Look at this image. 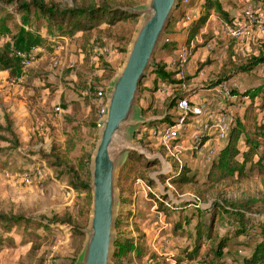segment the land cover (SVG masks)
<instances>
[{
	"label": "rangeland",
	"instance_id": "obj_1",
	"mask_svg": "<svg viewBox=\"0 0 264 264\" xmlns=\"http://www.w3.org/2000/svg\"><path fill=\"white\" fill-rule=\"evenodd\" d=\"M146 1L46 0L66 9L93 2L120 10L137 9ZM242 1L245 4L253 2ZM196 2L197 0H191L194 5ZM234 5L238 10L245 7L242 2ZM11 12L12 9L6 8L0 14V50L11 55L16 50H23L29 55H36L37 60L29 68L16 66L15 75L0 70V123L5 125V118L10 116L13 131L17 133L19 141L18 148L9 152L10 144L0 138V213L21 215L31 220V223L5 231L0 229V264H75L86 238L82 230L88 226L93 199L91 189L77 192L72 188L68 168H75L82 179H86V171L90 172V166L86 162V168L82 171L80 162L94 153L100 131L99 122L105 106V102L97 95L89 96L92 93L90 90L97 93L106 90L120 69L127 56L128 45L137 28L139 16L122 21L114 28L101 24L90 33L77 32L56 38L47 32L45 24L41 27L40 34H33L26 23H21L20 16L9 19L8 14ZM202 12L203 10L200 13ZM240 13L242 14V10ZM33 18L34 22L35 16ZM164 38L155 60L162 54L160 48L164 44ZM168 38L171 39L170 36ZM58 44L63 45V50L57 48ZM194 45L191 47L189 62L196 68L198 77L202 70L211 67L214 60L204 56L200 49L205 47L203 43ZM258 50L259 52L256 49L246 52L250 57H255L262 48ZM229 53V63L223 64V67H230L227 72L217 76L211 73L201 83L210 85L211 88L216 82L231 80L233 76L230 75L239 70L244 59L239 62V55L235 53L236 60L233 61L232 52ZM237 62L239 63L236 64ZM154 69L153 66L142 80L139 106L151 108L149 114L144 116L167 117L169 120L157 122L172 125L175 116L168 113V98L158 95L164 83L157 80ZM242 77V91H234L226 102V110L233 112L236 118L239 114L243 115L251 105L250 99H243L249 82L263 83L264 65L253 73L242 74L236 79ZM232 99L239 100V104ZM262 118L259 116L258 121L261 122ZM140 130L135 135L138 142ZM0 135L10 137L1 131ZM185 140L187 146L182 151L181 158L185 161V168L197 176L195 183L183 186L173 183L171 178L174 173L161 174L159 162L151 163L148 168L141 167V175L121 177V170L129 157L122 165L118 183L121 201L116 244L118 240L136 239L142 251L139 248L135 251L136 261L130 254L120 260L114 258V264H171L165 257L155 253L152 247L156 235L153 226L158 222L159 227L163 226V222L169 224V228L162 233L172 237L173 244L169 251L175 255L177 264H202L210 257L209 249L216 238L228 234L232 236L230 251L242 252L238 253L241 257L239 261L251 253L243 245L246 242L253 244L258 238L256 232L250 229L248 234L237 236V225L234 224L233 217L226 213L218 214V209L212 215L196 206L185 205L179 211L167 212L161 211L158 203V211L163 212V218L157 211H152L156 198L153 194H146L137 181L144 180L152 188L158 189L155 179L163 186L170 178L175 189L174 197L179 196L184 201L198 198L203 206H209L210 209L223 206L246 210L253 225L264 221V173L252 170L244 179L234 176L217 182L216 178L209 177L212 162H208L204 156L206 149L194 151L190 139ZM141 142L147 147L145 140L142 139ZM38 169L45 173L41 188L36 185L37 181L29 184L25 180L26 174L33 176ZM188 219L190 223H186ZM200 222H211L212 240L206 235L209 225L201 229L204 235L199 239L197 226ZM73 228L81 229L83 235L77 234ZM116 244L114 254L117 251ZM196 245L199 253L193 261H189L188 254ZM228 257L231 258V255Z\"/></svg>",
	"mask_w": 264,
	"mask_h": 264
},
{
	"label": "trees",
	"instance_id": "obj_2",
	"mask_svg": "<svg viewBox=\"0 0 264 264\" xmlns=\"http://www.w3.org/2000/svg\"><path fill=\"white\" fill-rule=\"evenodd\" d=\"M182 1V0H181ZM203 12L199 16V19H196L192 25L191 35L196 37L200 32L201 28L206 25V22L211 16L212 12H215L223 18L225 22L230 23L229 14L225 11L222 3H219L218 0H204ZM190 5H193L192 3ZM189 5V6H190ZM6 8L12 9V12L8 14V18L13 20L17 16L21 17V23L28 26L34 34H40L43 25H46L48 28L47 32L53 34L56 38L65 36V34H76L77 32L90 33L96 30L98 26L104 24L106 27L114 28L122 21H127L134 19L133 16L128 13L120 10L117 7H108L104 5H97L95 3H90L82 5L79 7L66 9L60 7L57 3H48L46 0H0V14L6 11ZM184 14H179V11L175 12L173 15L171 24L177 19H181ZM35 16V21L33 22V17ZM169 27V29H170ZM168 29V30H169ZM168 33V32H167ZM172 47L176 49V43L172 41L170 43H165L161 48ZM18 51V50H16ZM16 51L13 55L7 52L0 50V70L8 71L11 75H15L16 66H20L19 58L16 57ZM23 51V50H20ZM158 57L155 60V69L154 72L157 76V80H161L163 83L170 84L174 82V73L167 70V67L163 63L157 62ZM264 64V52H262L258 57H253L251 60L247 61L242 65L241 72H251L256 68ZM115 72L113 73V75ZM92 94L96 96L98 93L93 89L90 90ZM182 96L176 97L169 101V108H174L178 101L181 100ZM248 98L251 100V105L247 107L246 111L241 117H237L234 123V129L230 138L225 142L222 149L218 153L217 157L212 161L210 178H216V181L224 180L227 177L237 176L239 179H244L248 176L249 172L252 170H258L259 174L264 173V83L258 87L247 89L244 91L243 99ZM143 114H149L151 108L142 106ZM257 112H260L258 114ZM156 116V115H153ZM259 116H262L261 122L258 121ZM169 118L164 117L160 121H166ZM159 121V122H160ZM159 122L154 123L153 125H159ZM5 125L0 123V131L6 134H9L10 137L0 135V138L8 142L11 148L8 151H15L19 146L17 133L13 131L12 120L10 116L5 118ZM2 150H0L1 152ZM87 163V166H90L91 155L83 158L80 162V169L83 171L86 167L84 163ZM148 168L151 166V163L147 162L144 158H140L137 154L132 153L129 156V159L125 167L121 170V177H128L130 175H141V167ZM89 168V167H88ZM70 185L72 188L79 192L90 189L91 175L89 171H86V179H82L80 174L75 170V168H68ZM142 176H144L142 174ZM172 182L180 186L195 183L197 180L196 175L191 174V170L183 168V171L180 175H174ZM189 206V202H184L182 205H177L174 209H168L164 207L163 203H160L161 211H173L181 210ZM184 206V207H183ZM219 206V205H217ZM220 207V208H219ZM216 209H210L206 211L214 215V210H220V213H226L233 217L234 224L237 225L236 235H245L249 233V230H254L257 234V239L253 244L246 242L243 247H248L251 253L244 256L243 260H238L241 258L238 255V251H230L229 243L232 236L228 234L225 237L216 238V241L209 249V258H206L202 264H223L226 257L231 255L233 264H264V221L253 225L252 218L248 216V212L233 209L229 207L219 206ZM220 216V215H218ZM188 219L186 223H190ZM205 222V221H204ZM200 222L197 226L199 239H202L204 233L201 230L204 226L209 225L207 228L206 235L213 239L211 233L212 225L211 222L205 223ZM31 220L27 219L24 216L18 215H9L0 213V229L8 230L12 227H18L22 224L29 225ZM68 225H71L68 223ZM43 226V225H42ZM180 226V224H178ZM77 234H82L81 229L73 228ZM249 245V246H248ZM141 250L140 247H136L135 239H122L118 240L116 244L115 259L132 254L133 251ZM198 245L195 249L189 253L190 260L198 255ZM143 257L141 254L140 258ZM117 264V263H116Z\"/></svg>",
	"mask_w": 264,
	"mask_h": 264
},
{
	"label": "water",
	"instance_id": "obj_3",
	"mask_svg": "<svg viewBox=\"0 0 264 264\" xmlns=\"http://www.w3.org/2000/svg\"><path fill=\"white\" fill-rule=\"evenodd\" d=\"M180 3L181 0H147L137 9H122L133 17L139 16V21L127 56L106 88L98 142L90 162L93 199L90 220L82 230L86 238L75 264H114L121 201L120 169L132 153L149 163L163 160L162 154H154L135 139L141 126L157 122L154 117L144 116L139 106L140 86L155 66L160 43Z\"/></svg>",
	"mask_w": 264,
	"mask_h": 264
},
{
	"label": "built area",
	"instance_id": "obj_4",
	"mask_svg": "<svg viewBox=\"0 0 264 264\" xmlns=\"http://www.w3.org/2000/svg\"><path fill=\"white\" fill-rule=\"evenodd\" d=\"M204 0H197L200 11L203 10L202 6ZM191 0H182L181 6L190 5ZM264 9V6H263ZM245 25H231L225 22V27L228 37L237 42L253 37L255 24L261 23L258 15V9L254 6H250L244 11ZM184 22H191L192 17L189 14H185L182 18ZM165 43H170L171 39L164 38ZM59 45V44H58ZM63 45H59L57 48L62 49ZM192 45L181 44L175 51L173 59L169 62L168 67L170 72L174 73V82L170 84L164 83V87L158 91V95L161 97H173L175 93L183 92L181 100L178 101L176 105V113L174 123L172 125H167L165 122L159 125H143L140 127V135L137 139L139 141L145 140L147 148L152 150L154 154H162L163 160L159 161L160 167L162 169L161 174L165 175H180L185 168V161L181 158L182 151L186 149V140L189 138L192 144V149L197 152H201L206 149L204 154L208 162H212L220 152L221 145L226 142L234 129V123L236 115L233 112H229L225 107H221L215 110L206 105H199L196 100L193 99V91L189 77L187 74V64L189 63V58L191 55ZM16 57L19 58L20 66L29 68L35 64L37 57L36 55H29L24 51H16ZM243 88V80L238 82H221L217 84L216 90V100L217 103H221L222 100H227L232 97L234 91H241ZM106 90L99 91L97 97L104 102H106ZM221 105V104H220ZM147 142L149 145H147ZM156 150H154V149ZM160 174V175H161ZM45 173L38 169L35 171V175L31 176L26 174L25 180L27 183L32 184L37 181L36 185L42 186V179ZM168 178L165 185L161 186L159 180L155 179L158 183V189L152 188L144 180H138L137 184L141 187L146 194H153L156 200L154 201V207L152 211H157L163 218V212L158 211L157 204L163 203L164 207L168 209H174L177 205H182L184 202H189L190 206H196L200 209L208 211L209 206H203L200 199L192 198L188 201L181 200V197H174L175 189ZM159 222L156 223L154 227V232L156 233L155 239L152 243V247L158 255L165 257L171 264H177L175 260V255L171 253L170 247L172 243V237L163 234V230L169 228V224L163 222V226H158ZM161 233L163 235H161ZM136 247L139 246L138 241L135 239ZM239 254H242L240 252ZM134 261H136L137 253L132 252ZM223 264H233V260L230 257H226Z\"/></svg>",
	"mask_w": 264,
	"mask_h": 264
},
{
	"label": "crops",
	"instance_id": "obj_5",
	"mask_svg": "<svg viewBox=\"0 0 264 264\" xmlns=\"http://www.w3.org/2000/svg\"><path fill=\"white\" fill-rule=\"evenodd\" d=\"M218 1L219 3H222L225 11L229 14L230 23L226 22L227 24L239 25V26H241L242 24L245 25L246 23H245V18H244V11L250 6H254L258 9V15L260 19H262L261 23H264V9H263L264 0H253V2H251L250 4H245L243 3L242 0H218ZM237 2L239 3L242 2V4L245 5V7L240 10H238V8L235 9L234 4H237ZM195 4L196 5L193 4L192 6L188 5L187 7L181 6L178 9L179 14H184L183 17L185 16L186 13L189 14L192 17V21L184 22L182 20L183 17L179 20L176 19L171 24L172 26L170 27V29L167 30L168 33H166V37L170 36L171 41L173 43H176V46L178 47L181 44H186L189 46L192 45V47L195 46L194 45L195 43H198V44L203 43L205 45L204 48H200V49L204 52V56H207L211 60H214L211 67L205 68L204 70L201 71L199 76L196 77V68L192 65V62H189L187 64L188 66L187 74H188L189 81L191 83V87L193 91L192 92L193 99L196 100V103H198L199 105L203 104L215 110H218L220 106L226 108L227 100H222V102L220 103L221 105L217 103V100H216L217 83L219 82L212 84L215 86L210 88V85L201 83V80L203 79L206 80L211 73H213L214 76H217V75H221L227 72L226 70L230 67L229 66L223 67V64L229 63L230 60L228 59L229 57H227L228 55H230L229 52H232L231 56L233 58L232 57L231 58L233 59V61L236 60V58L234 57L235 53L239 55V58H240L239 62H241V59H244V62L242 63V65L253 58V57H250L246 51H251V50L256 49L257 52H259L258 49L262 48V50H260V53L255 54V57H258L262 52H264V25L257 23V25H255L254 27L255 30H254L253 37L245 39V40H241V42H237V41L231 40L228 37L226 27H225L226 24L223 18H221L219 14L212 12L210 18L206 22V25L201 28L198 35L194 38L191 35V31L193 28L192 23L196 19H199V16L202 14L200 13L201 7H199L197 2ZM241 10H242V14L240 13ZM204 41H207V43ZM233 44H236V45L234 46ZM160 49H161L160 51L162 52V54L158 57L157 62L165 64L167 67V70H170L168 65H169V62L173 59L176 49H172V47H168V48L164 47ZM239 62H237L236 64H238ZM241 67L238 68L239 70L237 72H233L232 74L228 73V75L231 74L230 76H233V77L231 78V80L229 81L227 80L224 82L231 83V82L242 81L243 77L239 79H236V78L242 74L249 75L262 66L256 68L255 70L251 72H241V69H240ZM216 68L218 70H216ZM249 83L250 84L248 86V89H252V88L262 85L264 81L263 83H258V84H254L252 83V81ZM246 90L247 89H245V91ZM182 93L183 92L181 91L178 93H175V96L168 98V100L170 101L171 99L179 97ZM232 101L233 102L235 101L237 104H239L240 102L239 100H235V99H232ZM168 108H169V105H168ZM176 110H177L176 106L174 108H169L168 113L170 115H175ZM241 116L242 115L239 114L238 117H241ZM150 117H154L155 119H157V121H160V119L164 118L163 116H160V117L150 116ZM224 144L225 142H223V144L221 145V148L223 147Z\"/></svg>",
	"mask_w": 264,
	"mask_h": 264
}]
</instances>
